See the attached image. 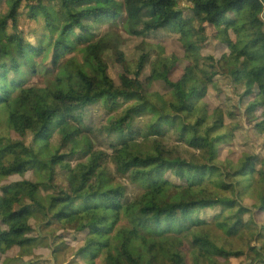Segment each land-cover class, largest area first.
Masks as SVG:
<instances>
[{
  "label": "trees",
  "instance_id": "1",
  "mask_svg": "<svg viewBox=\"0 0 264 264\" xmlns=\"http://www.w3.org/2000/svg\"><path fill=\"white\" fill-rule=\"evenodd\" d=\"M185 1L182 15V0H0V142L10 148L14 134L23 147L9 168L0 160V176L19 179L0 185V264L14 249L23 256L43 245L37 226L45 221L74 226L70 244L52 251L71 264H186L174 236L189 230L192 264H264V0ZM168 39L185 49L217 42L225 50L217 71L198 80L207 61L195 70L161 58ZM80 54L96 63L98 88ZM153 57L169 61L156 70L176 96L169 108L159 93H145ZM227 82L238 99L221 104L213 126L228 135L212 140L185 116L203 114L201 101L225 96ZM246 132L260 153L224 171L216 143H248ZM253 175L255 213L227 197L235 188L248 195ZM122 213L132 230H116ZM212 226L230 238L244 231L260 250L244 254L194 235Z\"/></svg>",
  "mask_w": 264,
  "mask_h": 264
},
{
  "label": "rangeland",
  "instance_id": "2",
  "mask_svg": "<svg viewBox=\"0 0 264 264\" xmlns=\"http://www.w3.org/2000/svg\"><path fill=\"white\" fill-rule=\"evenodd\" d=\"M185 2V0H182L181 3L182 10L180 13L182 15L189 13V5ZM196 28L199 29V26H196ZM108 47L110 46H102V50L105 51V49ZM160 47L163 51L161 58H164V55H174L177 59L183 60L186 64L191 65L195 70L199 68L200 61H207V64L197 71L196 78L198 80H203L205 74L217 71L216 60L220 59L225 51L218 45L217 42L213 40H208L205 43H199L196 45V48H192V46H190L189 48L185 49L178 42L168 39L164 43L160 44ZM77 59L78 63L83 65L84 71L89 76L92 88H98L101 85V80L100 73L95 70L96 63L93 60L84 62V54L77 55ZM113 59L115 60V57ZM151 60H153L154 63L150 70L152 80L151 83L145 88V93H159L161 96V101L167 108H169L175 103L176 96L171 91L162 86L156 72L160 65L169 67V61L164 60V62H160L159 59L155 57H153ZM107 65V73L109 77L116 85H118L117 75L115 74V65L111 60H107ZM210 65L215 67L214 70L210 68ZM213 81H215V79ZM223 89L226 95L221 96L220 99L213 98L212 96L209 98L210 95H208L203 101H201L200 105H202L204 111L203 114H186L185 116V119L191 123L199 120L200 130L202 133L206 132V135L210 139H216L217 141L220 138H223L225 135H228L229 129V127H226L222 123L213 126L219 121L221 104L229 103V105L234 106V103L238 99V89L234 90L233 86L229 82L223 86ZM244 101L248 102L249 99L246 98ZM246 135L249 139L248 143H245L243 138L238 137L232 138L230 140L223 139L216 143L219 153L218 162L224 171L228 166L236 165L237 161L242 155L250 154L251 152L255 154L260 153V146L257 145L252 135L249 132H246ZM10 139V148H7L4 146L3 142H0V160L5 168H9L12 165V155L14 153L23 151V147L20 145V139L17 136L10 134ZM34 148V152H37V148L35 146ZM74 165L75 163L72 164V167H74ZM17 180H19L17 177L0 176V185L6 183V181ZM258 181L259 177L257 175L250 177L251 189L248 195H245L241 191V188H235V191L233 193L227 194V197L237 200L243 208L255 213L256 206L254 199ZM260 187L264 186L260 185ZM48 222L49 221H45L44 223H40L37 226V235L41 238V243L43 244L40 246L42 249H40V247L35 248L33 251L25 252L23 256L20 250L14 249L8 254L10 264H71L72 260L70 257L64 255L63 253H60L56 256L52 251H54L55 247L70 244L71 241L67 238L66 233L72 231L74 226L69 224L64 225V223ZM120 228L132 230L131 220L124 213H122L120 221L116 226V230ZM194 235L199 237L207 236L209 240H211L216 245L227 243L232 250L244 254H247L251 248L260 250V244H256L252 240L251 236L246 234L244 231H240L237 236L230 238L221 232V230H218L216 227L212 226L206 231L198 230ZM192 236L193 233L191 230L184 234L181 233L179 236H174L178 238L185 246L186 264H192L191 260L196 256V249H194L191 245ZM162 239L164 240L165 238ZM139 244L140 243L138 240H135V246H139ZM220 262L222 264L223 260H220ZM96 264H99V261H97ZM226 264H251V262L248 259H232Z\"/></svg>",
  "mask_w": 264,
  "mask_h": 264
}]
</instances>
